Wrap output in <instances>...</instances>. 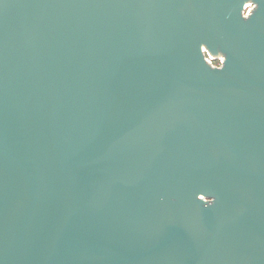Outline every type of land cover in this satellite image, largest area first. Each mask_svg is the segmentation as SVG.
I'll list each match as a JSON object with an SVG mask.
<instances>
[{
	"label": "water",
	"instance_id": "obj_1",
	"mask_svg": "<svg viewBox=\"0 0 264 264\" xmlns=\"http://www.w3.org/2000/svg\"><path fill=\"white\" fill-rule=\"evenodd\" d=\"M0 264H264V0H0Z\"/></svg>",
	"mask_w": 264,
	"mask_h": 264
},
{
	"label": "built area",
	"instance_id": "obj_2",
	"mask_svg": "<svg viewBox=\"0 0 264 264\" xmlns=\"http://www.w3.org/2000/svg\"><path fill=\"white\" fill-rule=\"evenodd\" d=\"M250 8H252L251 3L245 4L244 13L247 14L250 11ZM207 58L211 62V64L214 66H219L221 64V60H222L221 57H213V56L207 55Z\"/></svg>",
	"mask_w": 264,
	"mask_h": 264
},
{
	"label": "clouds",
	"instance_id": "obj_3",
	"mask_svg": "<svg viewBox=\"0 0 264 264\" xmlns=\"http://www.w3.org/2000/svg\"><path fill=\"white\" fill-rule=\"evenodd\" d=\"M212 205V204H211Z\"/></svg>",
	"mask_w": 264,
	"mask_h": 264
}]
</instances>
